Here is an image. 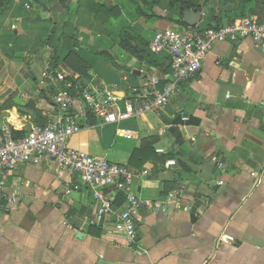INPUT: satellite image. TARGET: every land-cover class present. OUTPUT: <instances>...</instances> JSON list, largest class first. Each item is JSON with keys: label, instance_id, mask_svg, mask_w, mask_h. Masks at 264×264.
<instances>
[{"label": "crops", "instance_id": "obj_1", "mask_svg": "<svg viewBox=\"0 0 264 264\" xmlns=\"http://www.w3.org/2000/svg\"><path fill=\"white\" fill-rule=\"evenodd\" d=\"M77 6L70 0L68 9L51 12L13 0L0 14V127L25 133L60 112L53 101L59 83L43 74L52 55V67L85 86H112L120 97L149 76H169L165 55L155 56L154 67L122 49L118 18L99 13L88 26L76 25ZM223 8L214 5V15ZM257 8L264 19V0ZM152 24L130 22L127 32L139 41ZM89 124L68 146L127 166L135 148L154 150L142 167L129 166L141 173L129 186L141 202L137 244L117 233L114 214L94 222L96 203L78 177L44 161L20 163L5 174L0 264H264V51L249 38L215 43L159 114ZM170 191L179 194L169 198ZM116 198L118 211L123 192ZM221 233L234 241H219Z\"/></svg>", "mask_w": 264, "mask_h": 264}, {"label": "built area", "instance_id": "obj_2", "mask_svg": "<svg viewBox=\"0 0 264 264\" xmlns=\"http://www.w3.org/2000/svg\"><path fill=\"white\" fill-rule=\"evenodd\" d=\"M28 9L30 6L25 4ZM249 38L261 51H264V20L250 15L220 27L200 30L190 26L181 29L157 31L148 42L154 55L169 58L170 74L160 85L161 75H152L137 87L130 89L128 96L120 97L114 87L99 88L97 85L81 87L72 80L71 73L57 70L48 60L43 74L49 80L59 83L53 101L60 112L43 125L31 124L22 136H14L11 126L4 123L0 127V216L3 209V192L6 185L5 174L14 170L20 163L37 164L44 161L58 174L76 176L91 190L96 211L94 222L100 223L114 214L115 228L130 246L137 244L135 214L140 206L136 194L129 190L135 172L125 164L111 162L104 157L94 156L85 151L68 146L67 140L89 126V118L102 124H113L138 118L146 113L159 114L179 91V84L195 76L206 55L215 43ZM130 137L129 134H125ZM156 149V152H163ZM173 160L165 162L173 165ZM77 184L73 188L76 189ZM124 194V207L114 210L117 192ZM179 192L170 191L168 197H177ZM9 203L13 202L8 197ZM150 210L154 207L148 205ZM193 210L192 205L187 206ZM200 211L193 210L197 217ZM218 240L232 243L234 238L221 233ZM136 252H140L136 250Z\"/></svg>", "mask_w": 264, "mask_h": 264}, {"label": "trees", "instance_id": "obj_3", "mask_svg": "<svg viewBox=\"0 0 264 264\" xmlns=\"http://www.w3.org/2000/svg\"><path fill=\"white\" fill-rule=\"evenodd\" d=\"M31 2H35L41 7H45L49 11L53 12L55 9L62 7L65 9L69 8L70 0H28ZM207 0H144V4H147L149 10H142L140 7H137V13L143 16L146 20H153L155 18H159L160 16H155L154 13H149L154 6L161 8L166 11L168 14L163 16L170 22L172 19L176 21V23L187 26L183 21V13L190 9L200 10L205 8ZM262 0H220V4L224 6L221 9L217 16L214 15L213 7H209L204 13L202 20L196 28L203 30L210 27H220L225 24L231 23L235 20L241 19L246 16L256 15L259 20H264L261 17V11L258 10L257 5ZM12 0H0V14L10 5ZM77 9L74 12L76 25L88 26L92 17L102 13L106 16V18L117 19L121 15V10L117 6V4H106L104 2H96L94 0H77ZM181 16L180 20H177L176 17ZM162 17V16H161ZM225 18L227 21L222 22L221 20ZM137 28V26H136ZM119 37V45L122 49L130 52L131 55H134L138 59H143L147 62L148 66H157V60L155 58L156 55L152 54L148 48V44L142 45L139 41L132 37V35L127 32V30H122V32L118 35ZM5 40V36L3 37ZM53 50L56 49L55 41L50 42ZM2 51L7 56H11V52H8L5 48L2 47ZM10 51V50H9ZM102 53V52H101ZM110 56V55H109ZM113 60L114 57L111 56ZM56 57L51 56L50 62L55 63ZM54 66V65H53ZM170 66V65H169ZM74 82L79 83L81 87H84L82 82L74 79ZM167 80L161 79L160 85H163ZM90 122L94 121V118H89ZM45 122L40 123L39 125H43ZM14 136H22L23 132L13 131ZM149 145H144L139 148H135L128 160V167L132 166L134 168L142 167L143 163L146 162L150 158L155 157L154 150ZM168 156H163V160H165ZM117 199V198H116ZM115 204V203H114Z\"/></svg>", "mask_w": 264, "mask_h": 264}, {"label": "rangeland", "instance_id": "obj_4", "mask_svg": "<svg viewBox=\"0 0 264 264\" xmlns=\"http://www.w3.org/2000/svg\"><path fill=\"white\" fill-rule=\"evenodd\" d=\"M13 1V0H12ZM15 1V0H14ZM110 4H117V6L119 7V9L121 10V15L118 17V20L116 21L117 23H119L118 28H120L121 30H129L130 28V22H143L144 21V17L141 16L139 13H137V7H140L143 11L144 10H149V7L147 6V4H144V0H107ZM152 1V0H151ZM33 4L36 5L35 2H32ZM220 4V0H207L206 1V6L205 8L203 7V9H201L202 12V16L204 15V13L206 12V10L209 7H213L214 5ZM151 11H149V13H154L155 16H160L159 18H155L153 20H151L153 22V24L150 26V31L147 32L148 35H145V33L143 34V36H140L139 42L142 45H147L150 38L152 37V35L160 30L163 29H167V28H172L170 27L171 25H174L176 29H181L183 28L182 25L176 23L175 20L172 19V22H170L169 20H167L166 18H163V16L167 15L168 13L164 10H162L161 8L154 6L152 9H150ZM162 16V17H161ZM177 20L181 19V16L176 17ZM130 20V22H129ZM129 55L130 52H126Z\"/></svg>", "mask_w": 264, "mask_h": 264}, {"label": "water", "instance_id": "obj_5", "mask_svg": "<svg viewBox=\"0 0 264 264\" xmlns=\"http://www.w3.org/2000/svg\"><path fill=\"white\" fill-rule=\"evenodd\" d=\"M202 18V12L196 9H190L183 13V21L187 26L194 27L198 25Z\"/></svg>", "mask_w": 264, "mask_h": 264}]
</instances>
